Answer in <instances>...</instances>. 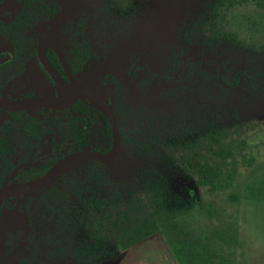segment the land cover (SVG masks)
<instances>
[{"label": "trees", "instance_id": "obj_1", "mask_svg": "<svg viewBox=\"0 0 264 264\" xmlns=\"http://www.w3.org/2000/svg\"><path fill=\"white\" fill-rule=\"evenodd\" d=\"M107 1L113 6V0ZM248 1L255 3L258 10L244 14L243 23L249 28L250 25H257L258 30L264 33V14L258 15L259 10H264V0H206L203 10L196 19L182 22L181 26L177 27L176 41L170 47L169 53L172 68L159 73L150 65L152 72L163 80L154 81L153 78H149V92H145V84L141 80L139 95L134 93V98L141 96L152 98L151 105L157 109L160 117L159 123L152 125L149 130L143 125V129L138 126L130 130L123 129L124 149L130 155L137 160L148 159L151 155L157 158L154 163L142 169L140 179L141 195L146 197L151 214L134 215L131 212L135 204L134 197L139 189L135 184L126 185L121 191L118 187H113L102 198L95 189L86 188L89 196L83 200L84 210L82 212L77 210L75 216L70 217L67 206L71 195L65 189L68 183L73 182L68 178L69 173L78 171L86 174L90 180H100V187L111 182L110 168L113 165L98 161L80 164L75 170L48 184L51 185L50 188L40 198L43 206L47 210L57 212L58 223L65 231L67 226L75 228L88 213L94 211L103 213L110 205L114 206L115 203L119 205L121 202L118 200L122 199V195L127 202L126 210H117L113 221L114 229H119V233H114L105 226V221L114 217L109 213L107 218L97 219L89 237L77 244L72 241V236L61 238L60 233L55 234L50 240L47 235L42 237L31 235L27 241L29 256L21 260H29L28 264H103L162 230V222L171 220L170 225L176 231V227L188 218L186 210L180 205L183 198L177 192L172 179L173 173L165 166V162L174 164L176 171L187 178L197 177L199 184L208 187L210 191L223 190L231 186L221 167V162H228L234 155L232 145L226 142L229 122L232 121V117L233 120L240 117L239 109L228 100L230 90H239L241 84L247 82L249 92L252 93L254 90H258V93L264 92V42L259 45L248 44L242 39L240 30L225 27L230 11ZM131 3L132 1L127 7H131ZM170 6L164 5L152 12L146 35L143 37L141 34L129 32L128 36L134 35L135 41L131 43L134 46L128 47L138 48L139 40L159 34L168 24ZM134 16L132 14L129 18L132 19ZM105 23H108L106 28H110V20L104 21ZM192 47H199L213 56L209 59L205 55L206 67L211 68L219 62L221 66L209 70L203 68L201 61L188 63L176 78L180 66L192 58L190 57ZM219 48L220 60H217L215 53ZM233 50L247 52L249 54L247 62L238 63L233 57ZM134 54L135 58L143 55ZM221 71L223 74L220 75ZM247 97V94L242 96ZM261 105L259 114L263 118L264 102ZM119 110L124 118H129L136 113L145 112V107L131 104L126 109L121 105ZM107 147L108 149L111 147V142ZM59 158L55 157L45 168H36L24 178L31 179L42 175ZM227 177L232 180L234 174ZM43 188L36 190L34 194ZM5 204L6 202L0 209ZM10 208L13 209L14 206ZM19 209L23 211L24 206L21 204Z\"/></svg>", "mask_w": 264, "mask_h": 264}, {"label": "rangeland", "instance_id": "obj_2", "mask_svg": "<svg viewBox=\"0 0 264 264\" xmlns=\"http://www.w3.org/2000/svg\"><path fill=\"white\" fill-rule=\"evenodd\" d=\"M88 1L95 12L93 28L104 52L110 49L116 52L121 47L126 49L128 46H134L131 43L135 41V36H128L129 32L141 34L143 37L146 35L152 12L164 5L166 7L171 5L167 26L159 34L151 38L146 36L137 44L138 48L147 54L152 68L162 73L172 68L169 53L170 47L176 41L177 27L181 26L182 22L196 19L203 10L206 0H113V6L107 0ZM131 1L132 6L127 7ZM253 10L258 8L252 1L237 5L230 11L225 27L237 28L242 39L248 44L259 45L264 42V33L258 30L257 25H250V29L243 23L244 14ZM259 13L264 14V10H259L258 15ZM132 14L135 16L130 19L129 16ZM104 16L106 20H110V28H106L108 23L104 24L106 21ZM233 51V57L238 63L247 62L249 58L247 52ZM220 52L221 48L216 50L217 60H220ZM126 53L130 54L128 50ZM205 55L209 59L213 57L199 47L190 48L192 58L206 57ZM241 85L239 90L231 89L228 96V100L232 101L240 112L238 120H233L232 117V121L229 122V135L226 141L228 145H232L234 155L228 162H221L223 174L231 186L223 190L210 191L208 187L199 184L197 177L187 178L176 171L174 164L165 162V166L173 173L172 179L177 192L183 198L180 205L186 210L188 220L178 225L176 231L170 225L171 220L162 222V230L110 260H120L118 264L122 260H127L129 264L132 261L133 264H150V261L156 260H181L182 264H244L250 251L254 257L258 255L264 260V117L261 118L259 114L261 104L264 102V92L258 93V90H254L251 93L247 82ZM243 94H247L249 98H242ZM151 100L152 98L142 96L133 98L131 103L138 107L144 106L145 112L123 119L125 130L137 126L143 129L142 125L149 130L152 125L159 123L158 111L151 105ZM156 159L151 155L148 159L137 160L124 149L117 166L110 168V184L101 187L100 180H90L86 174L78 171L69 173L68 178L73 181L65 187L71 195L67 206L69 216H75L77 210L81 212L84 210L83 200L89 196L86 188L95 189L102 198L113 187H118L121 191L124 186L135 184L139 189L134 197L135 204L131 212L134 215L151 214L146 197L141 195L140 179L141 171ZM229 174H234L232 180L227 177ZM50 186L42 187L43 189L33 197L25 196L19 199L18 203L24 206L18 224L21 232L20 241L10 250L1 248L0 258L3 260L16 261L27 258L29 256L27 241L31 235L34 237L47 235L50 240L55 234L60 233L61 238L72 236V241L77 244L89 237L97 219L107 218L109 213L114 217L106 220L105 226L108 230L119 233V229H114L113 221L117 210H126L127 202L122 195V199L118 200L121 202L119 205L118 203L110 205L103 213L98 211L88 213L75 228L67 226L63 231L58 223L57 212L47 210L40 199ZM12 261L6 262L12 264Z\"/></svg>", "mask_w": 264, "mask_h": 264}, {"label": "flooded vegetation", "instance_id": "obj_3", "mask_svg": "<svg viewBox=\"0 0 264 264\" xmlns=\"http://www.w3.org/2000/svg\"><path fill=\"white\" fill-rule=\"evenodd\" d=\"M7 1L0 0V7ZM94 13L88 0H17L0 13V97L18 101L64 94V86L55 80L50 69L65 84L73 79L113 105L122 153L123 119L126 118L120 106L128 109L134 93L138 94L141 88V80L145 92H149V78L163 79L152 72L149 58L141 48L104 52L93 28ZM131 53L143 55L135 58ZM218 66L221 64L213 67ZM179 74L176 73V78ZM112 144L110 121L88 100L57 109L0 108V187L28 180L24 177L36 168H45L55 157L61 159L79 150L106 154ZM121 153L111 165L117 166ZM34 192L9 199L0 209V252L1 248L10 250L19 243L22 203L18 202L21 197H33ZM6 261L12 260L0 258V264H11ZM12 262L28 264L29 260Z\"/></svg>", "mask_w": 264, "mask_h": 264}, {"label": "water", "instance_id": "obj_4", "mask_svg": "<svg viewBox=\"0 0 264 264\" xmlns=\"http://www.w3.org/2000/svg\"><path fill=\"white\" fill-rule=\"evenodd\" d=\"M16 1L17 0H8L3 6L0 7V13L8 10ZM200 60L202 61V66L204 69H214V67L207 68L205 66L206 58L200 56L186 60L178 70L177 75L188 63H194ZM50 71L53 74L55 80L64 86L66 90L64 94L18 101L7 100L3 97H0V108L10 111H32L41 108L57 109L70 107L78 100H88L96 108L102 111L110 121L113 133L112 148L106 154L94 150H79L68 153L64 157L56 161L44 174L28 180L15 181L0 187V204L14 197L31 193L48 184H51L59 177L68 173L70 170L80 164L89 161L114 164L121 153V136L116 121V116L114 114L113 105H109L107 102H105L99 96V94H97L91 88L80 85L73 79L71 80L72 82L70 84H65L55 71L51 69Z\"/></svg>", "mask_w": 264, "mask_h": 264}, {"label": "crops", "instance_id": "obj_5", "mask_svg": "<svg viewBox=\"0 0 264 264\" xmlns=\"http://www.w3.org/2000/svg\"><path fill=\"white\" fill-rule=\"evenodd\" d=\"M248 247L250 249V245ZM128 250H126L122 253H126ZM117 256H119V255H117ZM116 257H114V258H116ZM119 262H120V260H108L103 264H118ZM120 264H129V263L127 262V260H122V262ZM131 264H133V261L131 262ZM150 264H182V261L181 260H159V261L156 260L155 262L150 261ZM244 264H264V260H263V258H259L258 255H256V257H254V255L250 251V253L248 255V260H244Z\"/></svg>", "mask_w": 264, "mask_h": 264}]
</instances>
